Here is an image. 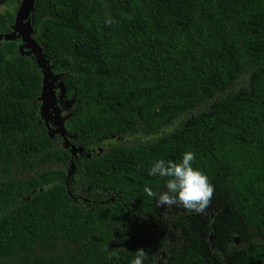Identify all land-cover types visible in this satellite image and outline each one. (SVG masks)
I'll return each instance as SVG.
<instances>
[{"label":"trees","instance_id":"obj_1","mask_svg":"<svg viewBox=\"0 0 264 264\" xmlns=\"http://www.w3.org/2000/svg\"><path fill=\"white\" fill-rule=\"evenodd\" d=\"M20 1L0 12V264H264V0H33L64 135L4 39ZM185 151L214 188L203 214L143 192Z\"/></svg>","mask_w":264,"mask_h":264},{"label":"clouds","instance_id":"obj_2","mask_svg":"<svg viewBox=\"0 0 264 264\" xmlns=\"http://www.w3.org/2000/svg\"><path fill=\"white\" fill-rule=\"evenodd\" d=\"M196 156L185 151L176 160L157 159L151 162L147 174L162 181L156 190L145 186L143 192L157 207H178L190 214H203L208 208L214 188L209 177L193 166ZM150 252L137 248L129 264H149Z\"/></svg>","mask_w":264,"mask_h":264},{"label":"water","instance_id":"obj_3","mask_svg":"<svg viewBox=\"0 0 264 264\" xmlns=\"http://www.w3.org/2000/svg\"><path fill=\"white\" fill-rule=\"evenodd\" d=\"M32 7H33V0L20 1L19 7L15 12L14 22L11 26L12 30L10 33L4 35V39H13L14 32L15 33L18 32L17 36H20L22 41V45L19 48L22 49V47H26L35 56L36 62L38 66L41 68L43 75L41 94H40V99H41L40 113L42 117L48 122L50 121L48 111L52 103L53 105L55 103L54 100L52 99L53 98L52 87H53V80L57 79V75L52 74V72L49 70V66L47 65V60L44 58L40 46L31 37L32 28L30 24V18L27 19V16L31 11ZM64 118L65 116L61 117L59 115L58 124L55 123L56 125L55 129L49 131V135H52L55 132L64 135L65 132L63 126ZM57 125L59 127H57ZM64 146L69 147L71 153H74L76 150H78V148L74 147V145H71L68 141H64ZM71 167H73L72 164Z\"/></svg>","mask_w":264,"mask_h":264},{"label":"rangeland","instance_id":"obj_4","mask_svg":"<svg viewBox=\"0 0 264 264\" xmlns=\"http://www.w3.org/2000/svg\"><path fill=\"white\" fill-rule=\"evenodd\" d=\"M6 7H8V5L5 4V0H0V12L3 11ZM30 14V12H29ZM28 14L27 19L30 18V15ZM18 32H14V38L18 41V44H20V46L22 45V41H21V37L17 36ZM24 48V47H22ZM60 83L54 79L53 80V89H52V93H53V100H54V105L52 103L49 111H48V115H49V120L51 122H53V124L55 125V123L58 124V120H59V115L62 117H64L66 115V109L68 107V100L64 99L63 96V88L61 85H59ZM56 126V125H55ZM63 126H64V121H63ZM57 127H59L57 125Z\"/></svg>","mask_w":264,"mask_h":264}]
</instances>
